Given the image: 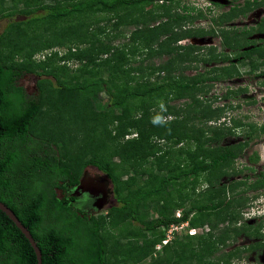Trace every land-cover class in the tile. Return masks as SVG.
Here are the masks:
<instances>
[{
	"label": "trees",
	"instance_id": "1",
	"mask_svg": "<svg viewBox=\"0 0 264 264\" xmlns=\"http://www.w3.org/2000/svg\"><path fill=\"white\" fill-rule=\"evenodd\" d=\"M3 1L0 0V6L3 5ZM181 1L74 0L65 4L56 2L54 5L39 7L42 10L39 19L41 22H58L76 15L105 13L118 16L117 25H121L119 18L125 12L130 14L129 11L132 8L136 6L143 8L146 5L156 6L159 12L156 14L150 12L147 18L146 15L143 16L142 28L134 34L140 31L149 32L148 47L158 45L161 50L154 56L159 58L163 55L167 56L164 62L156 66L158 71L163 73L164 81L143 88L118 90L111 80L91 78L78 81L74 80V77H64V73L68 70L65 63L76 61L86 65L85 62L92 63L95 58H92L93 52L76 51L70 47L66 49L65 55H61L58 50H54V47H63V43H52L49 48H45L48 45H44L45 49L35 46L30 49L26 57L16 60L17 51L23 49V45L17 44L19 42L17 38L21 33L19 28L21 25L32 24V21L11 22L6 32L8 35L4 36L6 41L3 40V36H0V202L5 204L30 232L40 249L42 264H126L127 261L134 259L141 263L150 253L148 246L155 248L165 239L162 227L167 228L172 223L181 224L186 221L191 228L200 227V221L192 220V213L195 212L200 216L205 215L201 218V222L202 224L207 223L210 228L209 233L205 232V234H203L204 228L203 230L199 228L206 236L199 247L184 246L180 241L175 242L174 239L169 242L170 244L167 243L162 247L163 252H160L161 255L164 253L162 256L159 258L156 256L155 260L148 264L233 263L225 258L227 255L224 252L217 255L219 247H225L226 240L222 241L221 238L233 233L235 239L237 235L245 233L244 229L226 226L221 231L219 230V236L213 234V230L215 231L219 225L228 222L225 217H219V212L228 210L235 203H232L230 199L219 198L227 191L244 183L237 181L231 187L224 185L221 180L238 173L234 170V161L242 154L247 143H238L234 147L224 148L222 151L211 154L204 148V145L211 142L219 143L221 134L214 131L208 140L198 144L200 159L190 156L191 162L186 167L179 165L173 167L169 163L165 164L161 166V169H165L169 175L156 178L142 168V163L131 161L136 158L145 159L146 156L152 155L161 158L165 156L167 151L161 155L162 146L155 141L150 143L149 140L157 133L161 139L169 141L170 133H172L170 128L175 124H178L179 128L182 124L187 126L185 132L177 133L176 131L174 145L198 143L204 136V131L195 133L196 125L193 122L209 120L213 114L221 111L220 108L212 109L210 104L202 99V95L210 91V86L206 83L239 74L234 64L229 63L210 77L202 78L200 74L191 77L184 75V71L191 68L190 64L197 62L193 55L202 49L190 44L178 45L177 43L195 37L192 28L184 26H192L194 19H201L204 16L201 11L190 16L186 7H183V13L178 12ZM234 1L237 0H232ZM158 2H161L160 5H157ZM245 3L246 6L249 5L248 0ZM194 10L195 8H191V11ZM233 12L220 15L219 22L213 23L218 27L221 45L230 49V52H235L238 60L249 61V73H251L258 66H264V44L261 47L241 52V48L250 43L245 37L243 40L236 39L238 32L223 27L224 21L233 18ZM36 20L38 18L34 21ZM212 20L215 19L212 18ZM151 23L157 24L152 26ZM197 32H201V35L209 33L204 32V29H197ZM13 33H16V37L11 35ZM130 38L135 39L132 36ZM5 49L15 51L5 52ZM47 51L49 52L45 53ZM208 51L209 54L201 60L202 62L223 63L231 60L230 53L217 54L214 48H209ZM254 54L256 55L253 62L251 59ZM112 55L109 56L110 62L113 60ZM55 61L64 63V66L57 65L55 68L59 69L54 71L51 65ZM156 67L154 66V69ZM25 75H35L37 78L51 77L56 87L43 77L37 81L36 93L30 95L19 84L20 79ZM45 83L49 85V88H44ZM261 84L264 87V78ZM91 88H96L108 95L109 107L107 109L111 111L114 108L126 109L133 99L150 97L166 88L174 91L178 96L188 95L189 97L188 102L178 106H169L167 103L165 112L161 113V118L157 121L150 119L147 111L143 112V120L140 121L132 116L126 118L125 115L113 114V117L108 115L111 116V123L118 122L119 126H116L114 134L116 137L123 138L129 135L126 134L129 129L137 131L136 138L125 142V146H129L128 150L123 146L120 151L111 153V156L116 155L121 158L123 163L121 167L125 165L127 169L135 168L134 174L123 182L118 181V176L114 172L117 166L110 167L108 161L111 158L107 159L108 156L102 154L106 145L104 139L101 138L100 141L98 136V121H104L107 114L102 111L97 115L92 110L90 100L83 95ZM245 91V88H240L237 92L228 90L226 94ZM49 103H52L51 109L55 108V105H60L57 109L59 111L56 110L58 113H54V116L43 118ZM169 114L174 118L171 121H163L162 117ZM233 123L235 126L241 125L240 122L233 121ZM253 127L249 135L255 133L257 128ZM207 129L210 130L211 127ZM258 130L264 133V123ZM70 143L75 145H69ZM256 160L257 156L249 157L250 162ZM88 166L103 172L113 185L112 194L119 205L108 207L104 216L89 214L83 210L81 205L75 203L78 200L77 196L72 194ZM203 173L208 174V178L203 183L206 187L205 192L210 193L212 197L211 200L205 204L192 206L184 211L180 218L172 216L170 210L178 204L173 202L175 196L166 194L168 188L182 178L199 176ZM145 175L146 180L141 179L139 181L141 184L138 186L137 179ZM196 186L201 188L202 184ZM252 187L261 188L263 182L260 181ZM245 200L246 198L239 197L236 204L240 206ZM153 202L161 204L159 208L164 214L162 218L154 221L145 220L143 207ZM212 215L216 219L215 222L209 220ZM107 219L111 227L130 221L143 226L145 234H142L141 248L142 250L145 248V251L140 254L141 256H134L139 252L137 241L128 248L118 243L110 245L108 237L104 236L108 224ZM186 231L185 237L192 238L188 235V230ZM131 232L127 235H132ZM147 232H151L150 237L146 235ZM203 235L200 234L197 238H203ZM219 242L222 245L219 246ZM0 264H37L36 255L30 243L1 210Z\"/></svg>",
	"mask_w": 264,
	"mask_h": 264
},
{
	"label": "rangeland",
	"instance_id": "2",
	"mask_svg": "<svg viewBox=\"0 0 264 264\" xmlns=\"http://www.w3.org/2000/svg\"><path fill=\"white\" fill-rule=\"evenodd\" d=\"M71 1L74 0L3 1V5L0 6V36L4 37L8 35L6 32L11 22L32 21V24L21 25L19 28L21 33H19L17 38L19 41L17 44L23 45V49L17 51L16 60H21L23 57H26L30 49L35 46H41L39 48L45 49L51 47L52 43L57 42L64 44L62 45L63 47H54V50H58L61 55H65L67 52L66 49L70 47L76 51L83 50L86 52H93L92 58H95V61L92 63L85 62L87 63L86 65L83 64V62L76 61H73V63H65L68 70L64 73V77H74V80L78 81L91 78H94V80L99 78L105 81L111 80V82L117 86L118 90L143 88L144 86L160 84L164 81L162 78L163 73L159 72L156 66L164 62L167 56L163 55L161 58L154 56L161 50L158 45L148 47L149 32L140 31L134 34L135 31H139L142 28L143 16L146 15L147 18L150 12L153 14L159 12L156 6L146 5L143 8L140 6L132 8L129 11L130 14L125 12L119 18L121 25H117L118 16L105 13H93L87 16L76 15L58 22L39 21L42 14V10L39 9L40 6L54 5L56 2L58 4H65ZM229 1L230 0H212L210 2L217 3L212 5L209 0H182L177 9L178 12L183 13V7H186L188 8L187 11L190 16H194L198 11H201L204 16L201 19H194L192 26H184L185 28H192V31L195 32V37L189 39L190 41H185V44L191 43L193 46L202 49L199 53L193 55L197 62L190 64L191 68L185 70L184 75L191 77L200 74L202 78L210 77L218 73L223 66H227L229 63L234 64L235 68L238 69V75L224 78L219 82L208 81L206 83L210 86V91L202 95V99L205 103L210 104L212 109L220 108L221 111L213 114V117L209 120H195L193 122L196 125L195 133H201V130L204 131V136L198 143L189 145L179 143L174 145L173 141L176 136L174 135L176 131L177 133L185 132V127L187 126L182 124L179 128V125L175 124L170 128L172 129V133H170L171 136L169 141L161 139L157 133L151 136L149 140L150 143H154L155 141L160 144L163 148L160 154L164 155L162 153L167 151L165 156L161 158L152 155L146 156L145 159L136 158L131 161L142 163V168L146 169L147 173H152V176L156 178L158 176L169 175L165 169H161V166L165 164L169 163L173 167H177L178 165L180 167H186L190 164L191 157H198V159H200L197 146L199 143L208 140L214 131H218L221 134L219 143L211 142L204 145V148L211 154L222 151L224 148L234 147L238 143H247L242 154L234 161L233 167L238 173L233 176L224 177L221 180L224 185L231 187L237 181H243L244 183L236 188H232L219 198L230 199L232 203H235L228 210L219 212V217H225L228 222L219 225L218 229L215 231L213 230V234L219 236L220 231L226 226L230 228H243L245 233L237 235L235 239L233 233H229L221 238L222 241L226 240L225 247L220 246L222 244L219 242L220 247L217 251V255L224 252V254L227 255L225 258L233 262L231 264H264V217H258L260 213L264 212V133L258 130L264 123V87L261 84L262 79L258 78L259 74L264 72V67L258 66L254 71L249 73L250 65L248 62L237 61V57L235 56L236 53L233 51L230 52V49H226L221 45L217 31L218 27L210 20L212 18L217 20L222 13L224 14L227 12L231 6ZM160 3L161 2H158L157 5H160ZM234 5L240 6L241 9L245 11V14H240L231 22L226 21L225 23L227 24L224 26L225 29L243 32L251 27L253 23L258 22L264 17V0H259L257 5H252L249 9H247L248 6L245 7V5H243V0H238ZM191 8H195V10L191 11ZM235 10L236 11H234L232 15L238 13L237 9ZM36 18H38V20L34 21ZM156 24L157 23H151L152 26ZM197 29H204V32L209 33L201 35V32H197ZM15 34L16 33H13L11 35ZM130 36L135 39L132 40ZM14 37H16V35ZM243 37L244 36L239 33L236 39L243 40ZM161 38H163V36ZM261 38H264V35L255 34L252 36L254 40H259ZM4 39L5 37L3 40ZM4 41H6V39ZM177 44L182 45L183 43L181 44L178 42ZM44 45L48 46L43 48ZM209 48H214L217 54L230 53L232 55L231 60L223 62L222 64L202 62L201 60L209 54ZM242 49L245 50L244 48ZM11 51L15 50L5 49V52ZM48 52L49 51L45 53ZM111 54H113V60L110 62L109 56H111ZM57 65L62 67L64 63L55 61L53 65H51V69L54 71L58 70L59 68H55ZM154 66L156 69H154ZM43 77L37 78L35 75H25L20 79L19 84L24 87L28 94L32 95L36 93L37 81L43 79ZM44 79L49 80L53 85L55 83L54 79L51 77H45ZM48 86L47 83L44 84L45 89L49 88ZM240 88H245L246 91L230 95L226 94L228 90L237 92ZM83 95L90 100L92 110L95 114L98 115L102 111L107 114L104 121H98V136L100 141L101 138L104 139L106 145L102 154L108 156L107 159L111 158L108 161V165L112 168L117 166L114 168V172H116L119 182H123L130 178L134 174L135 168L130 167V169H127L128 167L125 165L121 167L120 165L123 164L121 158L116 155L111 156V153L120 151L123 146L128 150L129 146H125V142L127 140H132V138H136L137 131L135 129H129L126 132V134L129 135H125L126 137H116L114 134L118 122L115 121L111 123L110 117L114 115H125L126 118L132 116L134 119L140 121L143 120V112L147 111L151 117L150 119L157 121L161 118V113L165 112L167 103L169 106H178L189 101L188 95L178 96L174 91H170L169 88H166L156 95L133 99V101L129 102V106L126 109L114 108L111 111L107 109L109 107V98L105 92L96 90V88H91ZM51 97L53 98V96ZM52 101H54V99ZM51 105L52 103H49L47 110L43 114V118L54 116V113H58L57 111L59 110L57 109L60 105H55V108L52 109ZM173 118L171 114L162 117L165 122L171 121ZM233 121L240 122L241 125L235 126ZM190 124L191 123H189V125ZM253 126H256L257 129H255V133L249 135L254 129ZM207 127H211V129L208 130ZM69 145L75 144L70 143ZM256 156V161H249V157L254 158ZM84 172L91 178L99 176L107 180V189L112 191L113 185L103 172L90 166L86 167ZM146 178V175L139 177L136 184H141L139 181L141 179L146 180ZM206 178H208V174L204 173L199 176L182 178L175 185L168 188L166 194L175 196L173 197V202L175 201V204H178L174 209L170 210L172 216H176L177 212L183 213L192 206L205 204L211 200L212 197L210 193L205 192L206 187L203 182ZM260 181L263 182V187H257L258 189L252 187L253 185L259 184ZM93 182L95 181H90L89 184L91 185ZM197 184H202L201 188H198L196 186ZM239 197L246 198L240 206L236 204ZM111 205L115 207L119 205L116 203L113 194L108 195L104 204L101 205L100 210L92 214L104 216L103 214L106 213V210ZM160 205L159 202H153L143 207V218L149 221L162 218L164 213L160 210ZM201 215L202 216L196 212L192 213V220H197V222L200 221V227L191 228L188 221H186L181 228L179 227L176 231L172 232V234H175L169 238V241L172 242L175 239V242L180 241L184 246L188 245L191 248L199 247L202 241L206 239V236L203 234H205L207 228L210 230L207 223L202 224L201 218H204L205 215ZM209 220L212 222L216 221L213 215L210 216ZM107 223L104 236L108 237L110 245L118 243L122 247L128 248V246H131V244L133 245L135 241H137L139 252L134 254V256H141L140 254L145 251V248L143 250L141 248V244L143 243L142 234L144 233L142 225L130 221L116 227H111L109 219H107ZM199 228L202 230L204 228L203 234L202 230ZM186 230L189 231L188 235H190V231L194 232L196 230L198 231L196 234H198L196 236L190 235L192 238L185 237L184 233L187 232ZM130 231H132V235L130 234V236H128L127 234ZM200 234L204 237L199 239L197 237H199ZM146 235L150 237L151 232H147ZM161 246L162 245H160V249ZM148 250L150 255L148 254L141 263L134 259L132 261H127L126 264H148L154 261L156 256V258H159L164 254L161 255L160 253L163 252L162 249L156 251V247L151 248L148 246ZM204 254L206 256L207 252ZM214 262L216 263V261Z\"/></svg>",
	"mask_w": 264,
	"mask_h": 264
},
{
	"label": "flooded vegetation",
	"instance_id": "3",
	"mask_svg": "<svg viewBox=\"0 0 264 264\" xmlns=\"http://www.w3.org/2000/svg\"><path fill=\"white\" fill-rule=\"evenodd\" d=\"M237 1L232 2V0H230L229 1L230 5H231L230 8L228 9L227 12H225L224 14L223 13L221 14V15H225L227 13L229 14V12H233L232 10L236 11L235 9H237L238 13L233 14L232 15L233 18L228 20L227 22H231L234 18L238 17L240 14H242V15L245 14V11L242 10L240 6L234 5L235 3H237ZM248 1H251V2H249V5H247L248 6L247 7L246 3H245L246 0H243V5H245V7H247V9H249V7H251L252 5H257V2L259 0H248ZM209 2H210V0H209ZM210 4L215 5L217 3L216 2L215 3L210 2ZM210 21L211 22H219L218 19L217 20L211 19ZM224 22H226V21H224ZM225 24H227V23H224L223 27L225 26ZM230 30H233V29H230ZM238 33H241V35H243L246 38V41H248L250 43L249 45L244 47L245 50H243L241 48V52L252 49L254 47H261L264 44V38H261L259 40H254V39H252V36H254L255 34L264 35V17L261 18L258 22L253 23L251 27L247 28V30H244L243 32L239 31ZM246 33H248V35H246ZM255 55L256 54H254V56L251 59L253 62L255 60ZM237 61H240V60H238V58H237ZM240 62H242V61H240ZM247 62L249 64V61H247ZM218 64H222V63H218ZM261 67H264V66H261ZM258 78L263 79L264 78V72L260 73ZM222 80L223 79H219V80H217V82L222 81ZM84 173H83L82 177L84 176ZM87 177H88L89 182L90 181H95V182H93V184H91V185L89 184V182H87L86 190L83 193L78 192V194L75 195L78 198V200L75 203L81 205V208L83 210H85L86 212H88L89 214L90 213L92 214L93 212L100 210L101 205L104 204L108 195L112 194V191H109L107 189V186L103 187V185L105 183V181H104L105 179H103L99 176H95L94 178H91L88 174H87Z\"/></svg>",
	"mask_w": 264,
	"mask_h": 264
},
{
	"label": "water",
	"instance_id": "4",
	"mask_svg": "<svg viewBox=\"0 0 264 264\" xmlns=\"http://www.w3.org/2000/svg\"><path fill=\"white\" fill-rule=\"evenodd\" d=\"M88 177H87V173H84V176L81 178L79 185L77 186V188L74 191V195L78 194V192H84L86 190V184L88 182ZM105 183L103 185V187L108 185V181L104 180ZM0 210L6 214V216L15 224V226L22 232V234L25 236V238L28 240V242L30 243L35 255H36V260H37V264H42V260H41V252L40 249L38 248L36 242L34 241L32 235L30 234V232L27 230L26 227H24L22 225V223L18 220V218L14 215V213L2 202H0Z\"/></svg>",
	"mask_w": 264,
	"mask_h": 264
},
{
	"label": "built area",
	"instance_id": "5",
	"mask_svg": "<svg viewBox=\"0 0 264 264\" xmlns=\"http://www.w3.org/2000/svg\"><path fill=\"white\" fill-rule=\"evenodd\" d=\"M38 57H40L39 55H38ZM41 57H43L42 55H41ZM181 216V212H177L176 213V218H179ZM184 223H181V224H170L167 228H164V227H162V230L164 231V233H165V239L161 242V244L160 245H165L166 243H168L169 242V238L172 236V235H174L175 233H173L172 234V232L173 231H176L179 227L181 228V226L183 225ZM189 232V231H188ZM196 232H198L197 230L196 231H194V232H191L190 231V235H196ZM160 245H157L156 246V250H159L160 249Z\"/></svg>",
	"mask_w": 264,
	"mask_h": 264
},
{
	"label": "clouds",
	"instance_id": "6",
	"mask_svg": "<svg viewBox=\"0 0 264 264\" xmlns=\"http://www.w3.org/2000/svg\"><path fill=\"white\" fill-rule=\"evenodd\" d=\"M185 41H190V40H189V39H185V40L180 41V43H181V44L183 43L182 45H187V44H185ZM190 44H191V43H190ZM191 45H192V44H191ZM179 211H181V210H179ZM181 213H182V212H181ZM181 215H182V214H181ZM260 216L264 217V212H263V213H260V214L258 215V217H260ZM174 217H175V216H174ZM180 217H181V216H180ZM180 217H179V218H180ZM175 218H176V217H175ZM208 231H209V229L207 228L206 232H208ZM169 242H170V241H169ZM169 242H168V243H169ZM160 244H161V242H160L159 244H157V245H160ZM166 244H167V243H166ZM166 244H165V245H166ZM157 245H156V246H157ZM156 246H155V247H156ZM163 246H164V245H163ZM163 246H161V249H162ZM161 249H159V250H161ZM159 250H156V251H159Z\"/></svg>",
	"mask_w": 264,
	"mask_h": 264
}]
</instances>
